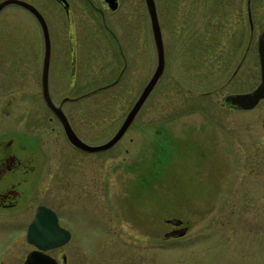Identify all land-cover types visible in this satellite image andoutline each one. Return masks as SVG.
Listing matches in <instances>:
<instances>
[{
  "label": "flooded vegetation",
  "instance_id": "af4514ba",
  "mask_svg": "<svg viewBox=\"0 0 264 264\" xmlns=\"http://www.w3.org/2000/svg\"><path fill=\"white\" fill-rule=\"evenodd\" d=\"M50 1L51 20L47 21L49 42L44 36L40 21L32 13L43 32L42 51L37 54L31 47H27V53L25 46L21 51L23 56L19 57L20 68L17 72L33 77L35 83L22 92H10L9 79L3 76L0 66V227L9 226L0 229V264H24L28 254L33 250L48 254L57 264H132L131 246L121 244L127 243L124 237L132 236V220L136 222L139 219L144 224L156 222L159 227H142L138 230L162 238L180 237L193 230L197 221L195 217L207 209L202 206L212 205L216 193L221 190L223 174L232 172L227 166L225 167L227 171H224L221 163L222 159L226 158L224 154L229 157V142L222 145L211 137L205 138V135H210V130L184 133L182 136L174 134L170 136L172 133L170 135L168 133V142L175 143V149L189 155L187 158H193L192 164L186 166L183 172V176L192 177L193 181L190 185L191 180L172 181L168 180L167 175L166 179H159L160 175H154V172L144 175L137 185L140 189L147 190L150 196H141L140 199L148 204L160 201L164 203L153 210L151 215L156 216L153 219L148 217L140 219L137 215H132V204L140 200L137 197L132 198V180L126 183L122 191L119 188L118 195L114 193L115 183L113 187L111 185L113 177L111 172L121 167L113 165L101 167L97 164L90 166L89 163V153L117 146L132 123L123 136L109 148L92 151L83 149L69 139L61 119L47 103L43 93V76L46 71L52 99L62 107L72 128L84 140L78 129L84 131L94 128L90 127L80 106H67L68 102H75L77 95L66 93L62 98L57 100L54 98L52 76H57V83L64 77H69L71 85L68 91L86 87L87 92H98L101 88L122 85L125 79L123 77L126 75L124 72L128 71L132 60V55L126 51L130 64L127 65L124 59L126 54L123 53L121 68L115 64L114 72H117V75L111 80L107 79L101 83L97 81L88 89L90 79L103 75L107 72L106 69L110 68L109 58L123 51H119L113 43L114 40L107 42L104 36L102 38L98 35L96 39L98 42L89 41V36L84 32L88 13L91 14L92 20H95L96 15L107 17V13L119 8L121 0H117L116 9L112 8L109 0L100 2L87 0L91 3L93 13L85 9L86 0ZM155 1L161 23L162 15L160 16L158 0ZM161 3L163 16L176 20L178 28L184 32L179 36L180 43L184 46L202 45L200 51L194 53L192 60L188 58L189 55H182V65L189 71L187 77L190 81L187 85L182 83L180 87L178 86V90L184 93L181 103L194 109H256V116L246 122L247 131L240 137L243 138V142L240 143V154L237 156L242 158L241 163L238 162L234 166L240 173V178L249 172L248 168L251 170L250 173H264V164H259L264 161V98L251 108L242 107L239 103L227 99L230 94L251 91L261 82L259 44L261 33L264 31V0H161ZM221 12L224 13L223 16H220ZM104 25L107 31L114 35L113 27L109 23ZM161 29L165 46L162 24ZM97 31L103 32V28L97 26ZM190 31L191 34L186 35ZM100 44H103V48L99 47ZM216 45H219V48L224 46L225 50H216ZM204 47L207 51H204ZM47 54L49 59L45 69ZM28 55L31 58H28ZM133 57L135 59V53ZM166 63L167 61L162 75L144 104L163 79ZM222 70L226 73L223 78L219 76ZM134 83L136 77L134 80L132 78V86H135ZM36 96H39L41 101H38ZM217 96L221 97L217 99ZM124 119L102 143L117 132ZM183 120H193L189 123V128L190 125H195L193 122L196 119ZM232 121L234 120L230 118L227 122L231 131L236 124ZM130 142L132 138L126 140L122 146L124 156L131 152ZM224 150L228 153L225 151L223 154ZM159 151L171 153L167 145L160 147ZM150 177L155 180H150ZM191 186L196 191L204 188L208 194L200 191L196 196L190 197L188 188ZM111 189L112 195L109 194ZM254 189H261L263 193L256 195ZM93 192L97 196H91ZM226 203L243 206L242 227L248 228H243L244 243L257 239L259 247L264 248V182H255L248 177L241 183L234 182ZM250 205L254 206L255 212H249ZM174 206H177L178 212L168 213V209ZM72 207L82 210L91 208L98 213L102 229L107 231L105 235L112 237V240L119 239L118 243L106 245L113 254L104 256L102 252L89 255L76 244L71 222L64 217L65 209L71 210ZM209 209L211 210V207ZM162 213H166L163 220L159 216ZM249 213L255 218H251ZM118 214L123 221L116 218ZM82 220L87 222L84 216ZM232 220L230 217L228 222ZM262 252L263 249H260L259 256Z\"/></svg>",
  "mask_w": 264,
  "mask_h": 264
},
{
  "label": "rangeland",
  "instance_id": "374dc122",
  "mask_svg": "<svg viewBox=\"0 0 264 264\" xmlns=\"http://www.w3.org/2000/svg\"><path fill=\"white\" fill-rule=\"evenodd\" d=\"M29 1L34 2L47 21L51 20L50 0ZM94 1L100 2L101 0ZM222 4H224V1ZM85 6V9L93 13L89 1H85ZM158 6L160 16L162 15L161 24L165 38L167 61L164 77L147 102L141 107L123 140L109 150L89 153L90 166L97 164L101 167L112 165L121 167L111 172L113 176L111 185L113 187V183H115L114 193L120 195L119 188L122 191L126 183L132 180V198L137 197L140 199L141 196H150V194H147V190L140 189L137 185L144 175L150 172H154V175L157 176L160 175L159 179H166L167 175L169 176L168 180L172 181L187 182L191 180V185L193 178L183 176V172L186 166L192 164L193 158L189 159L187 158L189 155L175 149V143L168 142V133L169 135L172 133L170 136L173 134L174 136H182L184 133H196V131L201 130L203 132L211 131L210 135H205V138L211 137L218 144L224 145L225 142H229V153L227 150L222 152L224 154L226 151L225 153H228L229 157L227 158V155L224 154L226 158L222 159L221 163L224 171H227L225 168L227 166V169H231L232 172L223 174L221 184L219 182L222 187L221 190L216 193V198L211 202L212 205L202 206V208L207 209L195 217L197 221L193 230L180 237L162 238L147 235L138 230L142 227H159L156 222L144 224L139 219L136 222L132 220V236L124 237L127 243L121 242V244L131 246L132 264H264V259H260V257L264 258V248L259 247L257 239L247 243L242 240L243 228L248 229L242 227V220L244 219L243 206L226 203L234 182L241 183L246 177L255 182H264V173H250L251 170L248 168L249 172H246L247 174H243L240 178L241 175L234 166L238 162L241 163L242 158L237 156L240 154V143L243 142V138L240 137H243L247 131L246 122L256 116V109H194L190 105L181 103L184 93L178 90V86L180 87L182 83L187 85L190 81L187 77L189 71L185 70V66L182 65V55H189L188 58L192 60L194 53L199 52L202 45H182L179 36L183 35L184 32L178 28V22L169 19L168 16H163L161 0H158ZM219 14L220 16L224 15L223 12ZM90 15V13L86 15L88 19L85 20L84 31L89 36V41L98 42L96 41L97 36L99 35L102 38L104 36L107 42H113L114 40L113 43L119 51L123 52L120 54L117 52L116 55L109 58L108 65L110 68L106 66L108 68L106 69L107 72H104L103 75L100 74L97 78L90 79L88 89L97 81L101 83L107 79H113L117 75V72H114L116 70L115 64L119 65V69L121 68L123 53L126 51L132 55V60L130 64L125 53L124 59H126L127 65L130 64V68L124 72V75L126 74L123 77L125 78L124 82L121 80L123 83H118L119 85L122 83L121 86L101 88L98 92H87L86 87H78L75 89L76 91L70 89L68 91L69 85H71L69 77L66 76L60 83H57V76H52V93L56 100L64 97L66 93L77 95L75 102H68L67 106H80L83 116L89 122L90 127L94 128H91L92 130L88 128L84 131L78 129V133L87 143L100 144L112 135L114 128L126 117L139 97L145 83L155 71L158 63V53L146 0H121L119 8L107 13V17L96 15L95 20H92ZM77 21L80 22L79 19ZM82 23L84 25V22ZM104 23H109L113 27L114 35L107 31ZM97 26H101L103 32L97 31ZM190 34L191 31L186 33V35ZM42 35L43 32L37 20L26 7L12 3L6 5L1 11L0 66L3 76H7L9 79L10 92H22L35 83L33 77L17 72L20 68L19 57L23 56L21 51L25 46L27 53V47H31L37 54L40 53L42 51ZM99 47L103 48V44H100ZM215 47L216 50H225L224 46L219 48L220 46L216 45ZM204 51H207L206 47H204ZM134 53L135 59L133 57ZM28 58H31V56L28 55ZM225 75V71L222 70L219 76L223 78ZM134 77H136V83H134L135 86H132V78L134 80ZM20 79L22 80L20 81ZM257 79L258 77L256 81ZM24 85L25 87L22 88ZM246 85H243V87H246ZM165 92L167 93L164 94ZM220 97L217 96V99ZM36 99L41 101L39 96H36ZM70 118L72 120V116ZM186 118H195L196 120L193 122L195 125H190L188 128L189 123L193 120L184 121L183 119ZM230 118L234 120L232 122H236L232 131L227 125ZM183 121L184 123H182ZM230 137L234 139H229ZM130 138H132V142H130L131 152L124 156L122 146ZM165 145L171 153L159 151V148ZM259 164L263 165L264 161ZM245 175L247 176L245 177ZM149 179L155 180L152 177ZM188 190L190 191L188 193L190 197L196 196L200 191L208 194V191H205L204 188L196 191L191 186ZM253 191L256 195L263 193L261 189H254ZM109 194L112 195V189ZM109 194H107L108 197H110ZM90 195L97 196L95 192ZM161 203L164 202L148 204V202L145 203L141 199L137 200L136 203L132 204V215H137L140 219L142 217L153 219L156 216L151 215V213L159 208ZM209 207H211V210ZM253 207V205L249 206V212H255ZM171 209H168V213H177L179 210L177 206ZM113 213L115 214L114 211ZM249 214L251 218H255L252 213ZM83 216L87 219V222L82 220ZM159 216L163 220L166 213ZM64 217L71 222L76 244L80 245L85 253L96 255L104 252V256L113 254L106 245L118 243L119 239L113 238L114 240H112V237L105 235L107 231L102 229V223L99 221L100 217L94 209L82 210L72 207L71 210L65 209ZM199 217L200 219H198ZM230 217L231 220L233 219L232 222H228ZM116 218L121 219L119 214ZM121 220L123 221V219ZM3 228H9V226L0 227V229ZM126 228L128 229L127 221ZM250 233L252 234V232ZM120 239L122 240V237ZM260 249H263V252L259 256Z\"/></svg>",
  "mask_w": 264,
  "mask_h": 264
},
{
  "label": "water",
  "instance_id": "95a60500",
  "mask_svg": "<svg viewBox=\"0 0 264 264\" xmlns=\"http://www.w3.org/2000/svg\"><path fill=\"white\" fill-rule=\"evenodd\" d=\"M109 1L113 9H116L118 7L117 0H109ZM12 3L24 6L36 15V17L38 18V20L40 21L42 25L44 36L48 40L47 42H49L50 35L48 31V24L41 10L35 4H33L32 2L28 0H1L0 1V11L6 5L12 4ZM146 4H147L150 17H151L153 36L155 39V44H156L157 53H158V63H157L155 71L153 75L151 76L150 80L143 88L142 92L140 93L138 99L135 101L131 109L128 111L122 125L108 141L101 143V144H90L82 140L77 135V133L72 128L68 120V117L62 110V107L57 105L52 99L49 88H48L47 75L45 71V74L43 76L44 97L47 103L55 110V112L61 119L69 139L75 145H78L83 149L90 150V151L106 149L112 146L118 139H120L125 133V131L127 130L128 126L136 118L138 112L140 111L141 107L146 101L148 95L151 93L152 89L154 88L155 84L157 83V81L159 80L160 76L162 75L164 71L165 61H166L165 46H164L161 23L159 19L158 9L156 6V1L146 0ZM259 48H260L261 66H262L261 82L256 88H254L251 91L244 92V93L230 94L227 96L228 100H232L233 102L239 103L242 107H245V108H251L255 106L260 101V99L264 98V31L261 33V36H260ZM47 53H49V51H47ZM48 57L49 56L47 54L46 60H45V69H47V63L49 59ZM24 264H57V263L52 258H50L48 254L39 252L37 250H33L28 254Z\"/></svg>",
  "mask_w": 264,
  "mask_h": 264
}]
</instances>
